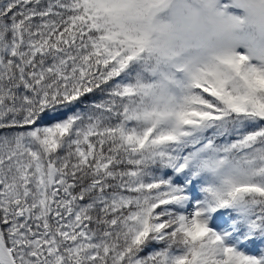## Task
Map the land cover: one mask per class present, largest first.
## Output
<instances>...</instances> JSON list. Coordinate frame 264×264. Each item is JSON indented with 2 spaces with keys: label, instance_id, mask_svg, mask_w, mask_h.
<instances>
[{
  "label": "snow or ice",
  "instance_id": "snow-or-ice-1",
  "mask_svg": "<svg viewBox=\"0 0 264 264\" xmlns=\"http://www.w3.org/2000/svg\"><path fill=\"white\" fill-rule=\"evenodd\" d=\"M0 264H264V0H0Z\"/></svg>",
  "mask_w": 264,
  "mask_h": 264
},
{
  "label": "rangeland",
  "instance_id": "rangeland-1",
  "mask_svg": "<svg viewBox=\"0 0 264 264\" xmlns=\"http://www.w3.org/2000/svg\"><path fill=\"white\" fill-rule=\"evenodd\" d=\"M248 250H249V251H253L254 249H252V248H249Z\"/></svg>",
  "mask_w": 264,
  "mask_h": 264
},
{
  "label": "trees",
  "instance_id": "trees-1",
  "mask_svg": "<svg viewBox=\"0 0 264 264\" xmlns=\"http://www.w3.org/2000/svg\"><path fill=\"white\" fill-rule=\"evenodd\" d=\"M99 95H100V94H99V93H97V98H99Z\"/></svg>",
  "mask_w": 264,
  "mask_h": 264
}]
</instances>
